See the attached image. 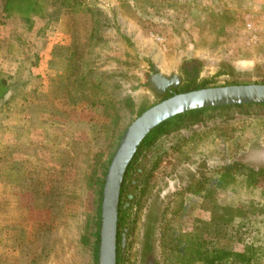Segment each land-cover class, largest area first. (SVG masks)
I'll use <instances>...</instances> for the list:
<instances>
[{"label": "rangeland", "instance_id": "1", "mask_svg": "<svg viewBox=\"0 0 264 264\" xmlns=\"http://www.w3.org/2000/svg\"><path fill=\"white\" fill-rule=\"evenodd\" d=\"M49 5L56 17L48 27L62 33L61 39L57 35L50 40L49 47L58 40L62 43L64 51L58 58L68 69L63 75L48 71L49 54L42 59L43 77L37 85L28 87L27 78L26 87L13 94L7 118L12 107L17 116L12 119L14 127L22 126L25 135L19 143L1 126L7 118L0 121V187L5 185L11 194L28 189L36 193L37 183L42 186V195H47L44 200L29 196L22 199L34 201L33 208L24 210L23 219L32 227L39 226L36 233L40 236L37 243L27 247L24 260L16 264H93L92 233L100 195L97 186L105 174L101 170L107 168L119 135L137 115L140 105L144 102L150 107L159 102L145 85L142 70L156 65L164 74L176 73L178 63L187 58L200 63L201 74L190 84L193 87L264 83V0H50ZM20 57L24 77L31 55L23 53ZM218 72L223 75L216 76ZM79 73L90 76L91 81L111 82L105 86V96L95 93L93 97L88 91L74 88L73 83L63 82L68 76L74 80ZM92 97L94 106L88 104ZM111 100L114 109L105 106ZM23 104L27 115L21 117ZM49 104L58 112L60 124L48 121ZM71 140L76 155L68 148L61 150ZM154 141L168 154L153 167H140L142 181L130 190L134 194L126 204L128 226L121 238L125 263H135L143 226L153 216L160 239L158 250L170 255L163 250L161 234L166 226L174 225L179 207L189 210V215L177 222L182 231L196 227L193 219L206 220L218 239L225 238L220 244L232 251L240 250L232 247L235 241L227 240V230L220 225L222 206L215 201L220 193L214 182L220 173L229 170L231 177L223 187L228 193L223 196L231 198L230 203L236 206L252 203L254 213L264 216V173L254 186L246 183L249 168L264 166V107L207 111L193 124L170 129L151 143ZM9 142L21 148L12 157L27 155L38 161L34 173L9 167L8 157H2L8 153L5 145ZM54 145L58 153L51 150ZM47 153L64 163L59 173L49 169L52 165ZM5 174H10L14 184L7 185ZM164 177H170V189L152 213L149 207L155 200L153 187ZM182 185L187 191L180 188L178 192ZM197 190L203 198L192 195ZM172 193L175 195L170 197ZM28 230L31 233L34 229ZM262 243L264 247V238ZM170 256L205 264L200 258ZM219 264L243 263L229 259ZM255 264H264V248Z\"/></svg>", "mask_w": 264, "mask_h": 264}, {"label": "trees", "instance_id": "2", "mask_svg": "<svg viewBox=\"0 0 264 264\" xmlns=\"http://www.w3.org/2000/svg\"><path fill=\"white\" fill-rule=\"evenodd\" d=\"M13 4L14 8H17L24 12V16L27 13L26 9H29L28 13L31 14H39L42 10V6L45 7L46 5L50 4V0H0V11L4 13L8 11V8ZM27 5V6H26ZM73 10V8H72ZM20 56L19 53H16V56L11 59L13 61H17L19 66L21 65L23 60H18L17 57ZM70 57V55H69ZM69 65L72 66L73 69L76 68V65L73 64L74 62L72 59H69ZM11 60V61H12ZM25 63V61H24ZM32 63L27 62V65L24 68V77L21 74V68L17 67L13 73H0V121L7 118L10 104L12 103L13 94L15 92H21L22 89L26 87V79L29 74V66ZM72 76L66 77L63 82L66 81V85L69 83H73L74 88L84 91L85 93L90 94L93 97L95 93H99L102 96H105L106 89L105 86L108 85L109 81L105 80V82H95L91 81L90 76L83 75L81 73L78 74L76 78ZM70 79V80H69ZM104 86V87H102ZM192 87V88H191ZM195 87H201L200 84L197 86H190V84L185 88L184 92L193 90ZM113 91L117 89V85L114 83ZM181 93V92H178ZM67 94V97L70 96ZM170 94H166L164 97L168 98ZM93 97L88 101L90 106H94L96 101L93 100ZM162 98L161 100L165 99ZM72 99V97H71ZM160 100V101H161ZM49 102V101H48ZM108 104V105H107ZM105 106L111 109L115 108V102L113 100L109 101ZM257 107H264V103H255V105H243V106H232V107H218V108H200L195 109L194 111H189L181 115H177L173 118L167 119L166 121L160 123L158 126L153 128L151 131L146 133L140 142L138 143L136 149L134 150L133 157L131 161L128 163L125 172L123 174L122 181L119 184L118 188V195H117V204H116V235H115V244L121 240L122 233L125 231V225L127 228V220H128V211L129 206L121 200L122 197L128 199L130 196L125 191V184L131 182V175L133 171L136 169V157L139 155V151L143 150L146 146L151 144L153 139L158 135L170 130L175 129L177 127L186 125V124H193L195 121L199 120L204 116L207 111L214 112V111H228L232 109L236 110H247L250 108ZM50 107V108H49ZM49 119L48 121L50 124L59 123L57 120L58 112L51 108L49 104ZM148 106H140L137 110V114L140 113L142 110L147 108ZM57 112V113H56ZM60 124V123H59ZM75 142L73 140L66 142L61 150H65L68 148L71 154H77L76 149L74 147ZM8 153L3 155V158H7L6 163L9 160V167H19L22 168L23 171L26 173H34L35 167L38 164V161L33 156L23 155V158H15L11 155L14 151H19L21 148L16 147L11 142L8 145H5ZM52 147L51 150H55L58 153L59 148ZM45 149V148H43ZM72 149V150H71ZM50 150V151H51ZM58 150V151H56ZM48 163L52 165L49 167L50 170H56L59 173L64 163L62 161L57 160L56 156L50 155L47 153ZM12 158H10V157ZM59 158V157H58ZM35 159V160H34ZM73 159V158H72ZM71 161V160H70ZM61 162L62 164H60ZM55 168V169H54ZM105 168L101 171L102 173L105 172ZM52 172V171H51ZM229 170L224 171L223 173L219 174V179L214 182V187H217L216 190L219 191V195L215 198V201L222 206L221 208V219L220 225L227 230V240L235 241L236 244L232 245L233 248H239L240 250L232 251L226 248V245L220 244V242L224 241L225 238H220L211 231L209 226V222L202 219H193L192 224L196 227L191 228L189 231H182L180 229V225L177 223L181 220L182 217L189 215L188 211L184 207H179L177 209L176 215L179 217L174 220V225L171 224L170 227H165L161 234V242L162 247L165 252L170 255L178 256V257H192V258H200L203 263L205 264H219L223 261L232 260L236 263H243V264H255L260 259V254L263 250V243L262 240L264 238V216L257 215L254 213V207L252 203H246L245 207L236 206L235 204H231V198L223 196V193H228L223 187L224 184L229 181L231 175L229 174ZM261 171L255 172H248L247 184L254 186L257 180L261 177ZM2 177H3V168L0 169V186H2ZM101 179L98 181L97 186V194L100 192L101 186ZM29 182V181H26ZM125 182V184H123ZM36 193L30 191V189L16 191L15 194L9 193L8 188L4 185V188L0 187V237L3 238V243L0 248V264H16L18 260L28 252L27 247L32 246L37 243V238L40 236V233H36L37 227H32L23 219V212L29 208H33L32 200H29V203L25 200H22L24 197L29 196V198L34 197H42L43 200L47 198V195H42V186L35 183ZM34 188V187H33ZM32 190V188H31ZM200 191V189H199ZM25 192V193H23ZM193 193L197 198H203L201 192ZM9 193V194H8ZM23 193V194H21ZM28 194V195H26ZM9 195L12 196L9 200ZM8 197V198H7ZM226 197V198H225ZM123 198V199H124ZM230 200V201H229ZM24 201V202H23ZM42 201V200H41ZM252 201V200H251ZM44 202V201H42ZM174 213V212H173ZM98 205L95 209V224H94V231L92 233L93 243L91 247V259L93 264H95L96 258V243H98ZM29 228H33V232H29ZM29 235H32L33 238L29 239ZM223 237V236H222ZM262 237V238H261ZM213 243V245H209ZM114 244V245H115ZM34 247V251H35ZM115 259V258H114Z\"/></svg>", "mask_w": 264, "mask_h": 264}, {"label": "water", "instance_id": "3", "mask_svg": "<svg viewBox=\"0 0 264 264\" xmlns=\"http://www.w3.org/2000/svg\"><path fill=\"white\" fill-rule=\"evenodd\" d=\"M178 77L164 74L153 65L145 78L156 96L174 88ZM264 103V83L198 87L171 94L132 118L119 135L101 182L98 204V243L95 264H114L116 204L119 184L142 137L167 119L200 108H218Z\"/></svg>", "mask_w": 264, "mask_h": 264}, {"label": "crops", "instance_id": "4", "mask_svg": "<svg viewBox=\"0 0 264 264\" xmlns=\"http://www.w3.org/2000/svg\"><path fill=\"white\" fill-rule=\"evenodd\" d=\"M29 9H26L27 13H25V16L24 12L17 8H14L13 4L8 8V11H5L4 13L0 11V73H13V71L17 67H19V63L11 59V57L14 58L16 56V53H19L21 55L23 53L25 55L29 54L31 55V57L29 58V62L32 64L28 68L29 74L27 77V85L28 87L32 88V86L37 85L38 79L43 77L41 73V71L43 70L41 69V65L42 59L45 56L49 54L51 55V64L48 68V71L50 69L57 74L63 75L64 73H66L68 68L66 66V63L63 61L60 62L61 60H59L58 58L59 53L64 51L63 49H61L62 43L58 40L53 44V46L49 47L51 44L50 40L53 37L55 38L58 35L61 39L62 36L60 30L52 32L48 27L50 23L54 22L52 20L56 17V14L52 15V12L54 10L53 7L51 5H46L45 7L42 6V10H40L41 12L39 14H31V12L28 13ZM17 59L20 60L21 57L18 56ZM1 64L3 69L7 68L6 71L1 69ZM45 70H47V68H45ZM24 99L25 102L26 100L27 103L29 102V99ZM26 106L27 105L25 103V108ZM17 109L18 108H16L15 110L17 111ZM20 109L21 112L19 114L22 117L23 113H26L24 104L20 106ZM13 114V108L11 107L9 118H7L6 122L2 123L1 126L3 129L12 132L14 138L17 137V141L19 143H23L22 140L25 135V131L22 126H19L18 128L14 127L15 125L12 122V119H15L17 116ZM5 177L7 179V185L14 184V182L12 181V177H10V174H5ZM2 243L3 238L0 237V248L2 246Z\"/></svg>", "mask_w": 264, "mask_h": 264}, {"label": "flooded vegetation", "instance_id": "5", "mask_svg": "<svg viewBox=\"0 0 264 264\" xmlns=\"http://www.w3.org/2000/svg\"><path fill=\"white\" fill-rule=\"evenodd\" d=\"M200 63H198L196 60H190L187 58H183L179 63H178V68L176 73H171L172 77H178L179 79L177 80V83L175 84L174 88L169 89L168 91H165L164 94L160 95V96H156L153 92H152V96L157 100L160 101L162 98H165L164 96L166 94H177L178 92H184L185 90V86H187L188 84H192L193 82H195L199 76L200 73ZM143 71V74L145 76H147V74L151 71V65H148V67ZM216 76H222L223 73L222 72H218L216 73ZM219 74V75H218ZM146 85V84H145ZM140 106H144V102L143 104H141ZM169 152V150H168ZM258 152L254 151V154L257 156L259 155ZM139 155L136 157V169L133 171L132 175H131V182L130 183H126L123 182V184H125V191L127 194H129V196L131 197L133 193H131V188L133 187V189L135 190V188H138L141 181H142V177H143V171L140 172L139 168L144 166V169H146V167L148 166H155L156 161L161 157L164 156L168 153H166V150H163V147L160 145V143H157V141H154L153 143H151L149 146H146L143 150H140ZM262 157H264V153H261ZM251 169L250 171L257 173V171H261V176L264 173V166H260L257 165V167H252L249 168ZM170 180V177H164L162 180L158 181V183H156V186L153 187V195L155 196V200L152 204H150L149 210L154 213L155 211H157V206L158 204H160V202L162 201V199L168 194V190L170 189V184H168L167 182ZM163 185V186H162ZM162 186V187H161ZM177 187V186H176ZM180 188L181 190L183 188H185V185H182L180 187H178L180 192ZM188 188H185V190ZM184 190V191H185ZM187 191V190H186ZM166 194V195H165ZM175 194H170L169 196L172 197ZM124 197L121 198V200L123 202L126 203V201H128V203L130 202L129 199ZM129 219V217H128ZM128 223V220H127ZM127 231L126 225H125V231L124 233ZM156 226H155V216L153 217H149V219L146 220V223L143 226V232L139 238V252L135 258V263L134 264H201L199 261L198 263L195 262H189L187 263V261H183V260H179L180 258L175 259L172 258L170 255L167 254H161L160 250H158V246L160 244V239L157 237L156 234ZM124 243L120 240L118 241L115 245H114V264H126L125 263V256H124Z\"/></svg>", "mask_w": 264, "mask_h": 264}]
</instances>
